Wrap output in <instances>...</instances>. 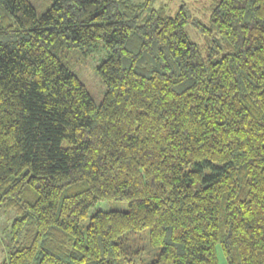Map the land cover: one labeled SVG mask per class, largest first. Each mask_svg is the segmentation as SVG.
Wrapping results in <instances>:
<instances>
[{"label": "trees", "instance_id": "16d2710c", "mask_svg": "<svg viewBox=\"0 0 264 264\" xmlns=\"http://www.w3.org/2000/svg\"><path fill=\"white\" fill-rule=\"evenodd\" d=\"M208 1L0 0L2 264H264V0Z\"/></svg>", "mask_w": 264, "mask_h": 264}, {"label": "rangeland", "instance_id": "374dc122", "mask_svg": "<svg viewBox=\"0 0 264 264\" xmlns=\"http://www.w3.org/2000/svg\"><path fill=\"white\" fill-rule=\"evenodd\" d=\"M169 4L171 10L175 11L177 7L181 4H187L191 11H194L196 15L201 18H205V8L208 5V0H155V6L158 7L161 4ZM191 36L194 40L197 37L190 29ZM105 48L103 44H95L82 50V54L77 57L79 63L73 64L72 71L78 75V77L86 85L88 91L92 95L95 103L100 105L104 99L106 87L102 82L98 72L97 67L106 58ZM98 210H118V211H128V202H114V203H101L94 210L91 211V215L94 211ZM17 214L14 210H1L0 211V264H2L8 257V251L11 244V228L14 219ZM87 224V222H85ZM150 232L149 229L144 230L141 233L142 247L144 249L142 261L147 264L154 259V255L158 253L157 249L150 246L149 241ZM218 256L220 259V264H227L221 249H218Z\"/></svg>", "mask_w": 264, "mask_h": 264}]
</instances>
